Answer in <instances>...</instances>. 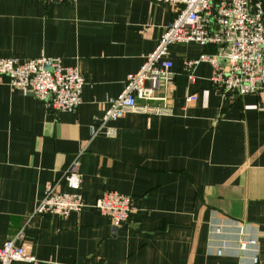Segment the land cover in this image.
Instances as JSON below:
<instances>
[{
    "label": "crops",
    "instance_id": "1",
    "mask_svg": "<svg viewBox=\"0 0 264 264\" xmlns=\"http://www.w3.org/2000/svg\"><path fill=\"white\" fill-rule=\"evenodd\" d=\"M181 9L163 0H0V58H58L85 79L78 109L57 112L0 76V246L22 232L16 244L35 264H264V91L222 97L207 63L189 81L184 62L215 46L170 48L171 80L155 92L166 101H138L168 111L127 113L109 124L114 137H92L106 100ZM76 158L81 212L34 216L46 185L68 192L62 176ZM106 191L131 199L122 226L94 209ZM239 240L254 244L240 249Z\"/></svg>",
    "mask_w": 264,
    "mask_h": 264
},
{
    "label": "built area",
    "instance_id": "2",
    "mask_svg": "<svg viewBox=\"0 0 264 264\" xmlns=\"http://www.w3.org/2000/svg\"><path fill=\"white\" fill-rule=\"evenodd\" d=\"M44 5L65 0H40ZM76 1V0H66ZM160 1V0H159ZM179 3L182 9L167 25L155 48L143 58L139 69L126 76L122 91L106 100L107 108L95 117L91 126L92 137L102 133L114 137L110 123L130 112L165 113L163 108L139 106L138 101H166L155 97L159 88H166L172 77L173 63L168 59L170 48L177 44L195 43L201 47L215 46L212 55L203 54L187 60L184 66L189 81L191 70L200 63L211 67L210 83L222 97L258 94L264 91V10L260 2L253 0H163ZM0 76L23 96H31L46 109L57 112H74L81 104L85 79L76 67H63L60 59L40 56L34 59L0 58ZM196 97H186L194 102ZM79 159L64 170L62 181L68 192H60L56 184H48L42 200L36 206L34 216L67 218L80 213L84 204L80 195L81 175ZM94 209L110 220L113 227L124 225L132 211L131 199L113 191H106L94 203ZM218 232V230H216ZM23 233L0 246V264L26 262L35 264L22 245ZM254 241L239 240V248ZM252 264H257L254 259Z\"/></svg>",
    "mask_w": 264,
    "mask_h": 264
}]
</instances>
